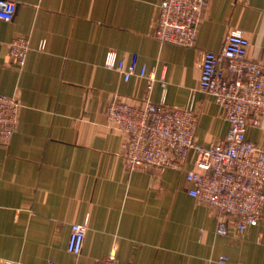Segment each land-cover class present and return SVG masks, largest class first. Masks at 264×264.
<instances>
[{"label": "crops", "instance_id": "1", "mask_svg": "<svg viewBox=\"0 0 264 264\" xmlns=\"http://www.w3.org/2000/svg\"><path fill=\"white\" fill-rule=\"evenodd\" d=\"M0 20V95L16 96L15 132L0 142V261L11 264H99L110 253L131 264H264V224L240 237L216 232L214 208L188 196L185 172L129 168L126 137L106 125V104L140 105L146 81H124L109 55L134 58L155 77L154 103L192 107L195 140L220 143L222 109L198 90L203 52H218L231 30L249 41L264 66V0H205L193 46L154 37L161 0H11ZM26 37L22 67L8 45ZM44 42L43 50H37ZM247 139L264 148V117ZM84 224L78 256L67 252L70 226Z\"/></svg>", "mask_w": 264, "mask_h": 264}, {"label": "built area", "instance_id": "2", "mask_svg": "<svg viewBox=\"0 0 264 264\" xmlns=\"http://www.w3.org/2000/svg\"><path fill=\"white\" fill-rule=\"evenodd\" d=\"M205 4V0H161L154 37L161 43L193 46ZM15 11V2L0 0V20L11 21ZM44 47L42 42L37 50ZM248 48L243 33L231 30L220 51L201 55L198 90L212 98L228 123L222 141L210 146L195 140L197 115L191 106L170 108L150 99L155 77L147 74L144 66L138 68L134 58L127 63L112 54L105 63L124 81L133 76L146 81V95L140 105L119 98L106 104L107 127L126 137L125 165L184 171L189 185L186 193L216 210V232L220 235L233 228L242 236L248 228L264 224V148L246 137L248 127H257L264 117V66L249 58ZM8 51L15 64L22 67L30 51L29 39L14 38ZM19 108L16 96L0 95V142L6 143L15 132ZM85 233L84 224L70 226L69 254L81 253ZM224 262L225 257H220L219 263ZM0 264L11 263L1 260ZM99 264L131 263H123L110 253Z\"/></svg>", "mask_w": 264, "mask_h": 264}, {"label": "rangeland", "instance_id": "3", "mask_svg": "<svg viewBox=\"0 0 264 264\" xmlns=\"http://www.w3.org/2000/svg\"><path fill=\"white\" fill-rule=\"evenodd\" d=\"M237 236H239V235H237ZM240 237V236H239Z\"/></svg>", "mask_w": 264, "mask_h": 264}]
</instances>
